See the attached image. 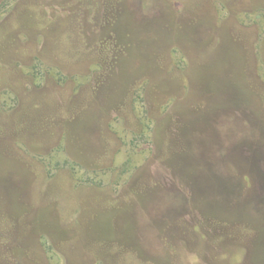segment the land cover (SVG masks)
<instances>
[{
	"label": "rangeland",
	"instance_id": "374dc122",
	"mask_svg": "<svg viewBox=\"0 0 264 264\" xmlns=\"http://www.w3.org/2000/svg\"><path fill=\"white\" fill-rule=\"evenodd\" d=\"M0 264H264V0H0Z\"/></svg>",
	"mask_w": 264,
	"mask_h": 264
}]
</instances>
